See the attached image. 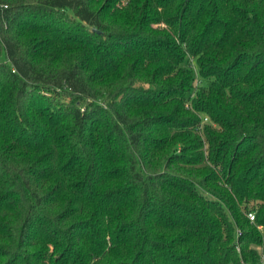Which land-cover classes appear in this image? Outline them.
Masks as SVG:
<instances>
[{"label":"trees","instance_id":"trees-1","mask_svg":"<svg viewBox=\"0 0 264 264\" xmlns=\"http://www.w3.org/2000/svg\"><path fill=\"white\" fill-rule=\"evenodd\" d=\"M0 264H264V0H0Z\"/></svg>","mask_w":264,"mask_h":264},{"label":"built area","instance_id":"built-area-1","mask_svg":"<svg viewBox=\"0 0 264 264\" xmlns=\"http://www.w3.org/2000/svg\"><path fill=\"white\" fill-rule=\"evenodd\" d=\"M248 216H249V218H250L251 221L254 222V221L256 220V215H255L254 212H250V213L248 214ZM260 228H261V227H260ZM238 234H239V235L241 234V231H240V230L238 231ZM237 248H238V250L240 251V247L238 246Z\"/></svg>","mask_w":264,"mask_h":264}]
</instances>
